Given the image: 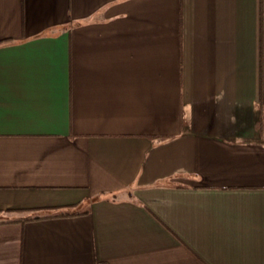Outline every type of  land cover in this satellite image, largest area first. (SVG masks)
<instances>
[{"label": "crops", "instance_id": "0c3cea01", "mask_svg": "<svg viewBox=\"0 0 264 264\" xmlns=\"http://www.w3.org/2000/svg\"><path fill=\"white\" fill-rule=\"evenodd\" d=\"M0 264H264V0H0Z\"/></svg>", "mask_w": 264, "mask_h": 264}, {"label": "trees", "instance_id": "16d2710c", "mask_svg": "<svg viewBox=\"0 0 264 264\" xmlns=\"http://www.w3.org/2000/svg\"><path fill=\"white\" fill-rule=\"evenodd\" d=\"M59 210L60 211H58V213H57L59 215H68V214L76 213V211H74V210L69 211V209H67L66 207L60 208ZM53 215H55V214H53Z\"/></svg>", "mask_w": 264, "mask_h": 264}]
</instances>
